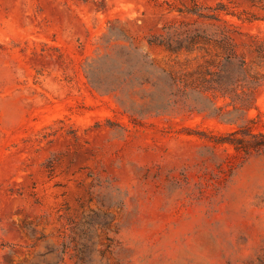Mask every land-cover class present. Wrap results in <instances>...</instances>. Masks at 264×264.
<instances>
[{
  "label": "rangeland",
  "instance_id": "obj_1",
  "mask_svg": "<svg viewBox=\"0 0 264 264\" xmlns=\"http://www.w3.org/2000/svg\"><path fill=\"white\" fill-rule=\"evenodd\" d=\"M246 126L264 0H0V264H264V147L220 142Z\"/></svg>",
  "mask_w": 264,
  "mask_h": 264
},
{
  "label": "trees",
  "instance_id": "obj_2",
  "mask_svg": "<svg viewBox=\"0 0 264 264\" xmlns=\"http://www.w3.org/2000/svg\"><path fill=\"white\" fill-rule=\"evenodd\" d=\"M223 4L222 2H220L218 4L217 13H213V14H207L204 15V17L206 18H212V19H220V11H226L225 13L227 14H232V15H236L234 12H229L228 10H226L225 8H222ZM208 33L206 30H199L198 32H194L191 33L189 35L186 36H182L180 39V44L182 45V43H188L187 47H190L189 45H194L200 41H208ZM226 40L224 39L222 44H225ZM229 44V50H230V55L227 56L226 61L224 60H219L218 62L214 61L211 63V65H213V67H218L216 72H212L213 69L212 67H203L202 69L192 72L189 75V78H186V76H182V74H178L176 72H172V71H167L164 70V75L167 79L170 80V88L172 89L171 91V95L174 97H179L181 95V93L185 94L186 92L188 93V89L190 88H196L199 86V84L201 83V78H207L210 74L212 75H220L222 73H226L229 70L231 71V69L233 68V66L236 65V60L238 58V53L235 50L233 43L230 41H227ZM149 43L151 45H155V44H160L163 46H166L168 49L172 50V51H177L181 48V46H177L175 44V34L171 35L169 34L166 37L163 36H154L152 39H150ZM241 69L244 71L247 70V67H245V65H241ZM218 73V74H216ZM215 83L219 84V88L217 87H213L216 89H220V90H225L228 91L227 89H225V85H227V82L223 81L222 78L220 80H214ZM203 83V82H202ZM242 136H239V132L236 131L232 134H230L229 138H223L220 140L221 143H229L233 146H235L236 148L240 149V148H262L264 147V132H259V133H255L252 131V126H246L244 127L242 130ZM250 136V137H248Z\"/></svg>",
  "mask_w": 264,
  "mask_h": 264
}]
</instances>
